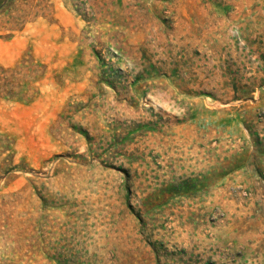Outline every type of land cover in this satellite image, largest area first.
<instances>
[{
    "label": "rangeland",
    "instance_id": "374dc122",
    "mask_svg": "<svg viewBox=\"0 0 264 264\" xmlns=\"http://www.w3.org/2000/svg\"><path fill=\"white\" fill-rule=\"evenodd\" d=\"M0 3V264H264V0Z\"/></svg>",
    "mask_w": 264,
    "mask_h": 264
},
{
    "label": "trees",
    "instance_id": "16d2710c",
    "mask_svg": "<svg viewBox=\"0 0 264 264\" xmlns=\"http://www.w3.org/2000/svg\"><path fill=\"white\" fill-rule=\"evenodd\" d=\"M2 3H0V8H1ZM11 71V73H10ZM17 72L10 70L9 68H4L2 66H0V91H6V92H10L11 89H9L10 87H14L12 86L14 84V79H16L15 74ZM20 74V73H19ZM14 77V79H12ZM13 90V89H12Z\"/></svg>",
    "mask_w": 264,
    "mask_h": 264
}]
</instances>
